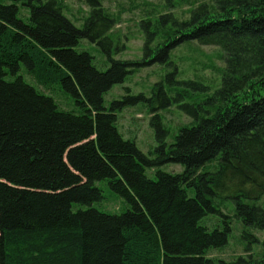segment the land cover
Here are the masks:
<instances>
[{
    "label": "trees",
    "instance_id": "1",
    "mask_svg": "<svg viewBox=\"0 0 264 264\" xmlns=\"http://www.w3.org/2000/svg\"><path fill=\"white\" fill-rule=\"evenodd\" d=\"M86 1L91 11L77 28L59 0H0V264H264V240L258 258L208 254L231 231L218 199L231 200L245 227H264V0H201L180 19L149 9L154 17L139 23L144 58L108 57L104 71L77 46L109 41L115 17L101 0ZM191 41L221 49V86L202 103L178 105L194 120L170 145L152 116L158 147L145 155L119 133L115 108L151 100L127 96L106 109L103 96ZM21 66L44 91L59 86L74 108L27 83ZM152 90L165 99L157 109L168 106L161 84ZM167 163L183 171H160ZM101 180L128 204L122 213L93 207ZM215 214L224 225L209 231L201 220Z\"/></svg>",
    "mask_w": 264,
    "mask_h": 264
},
{
    "label": "rangeland",
    "instance_id": "2",
    "mask_svg": "<svg viewBox=\"0 0 264 264\" xmlns=\"http://www.w3.org/2000/svg\"><path fill=\"white\" fill-rule=\"evenodd\" d=\"M64 5V14L77 28H82L84 18L89 15L91 8L86 0H59ZM201 0H101V7L107 9L114 17V26L109 30L110 39L104 41L101 46L91 44L82 39L77 50L86 51L92 56L93 65L101 71L109 66L108 57L115 60L140 61L144 58V31L139 23L147 17L149 9H154L155 18L160 13H173L176 19L189 18V9L200 4ZM151 5V6H149ZM161 7L164 10H161ZM167 10V11H166ZM24 11L21 8L20 13ZM152 11V10H151ZM150 11V12H151ZM21 17V16H20ZM84 19V20H83ZM156 56V52L150 53L145 60ZM224 61L219 47L200 45L195 41L183 42L171 49L167 60L147 64L132 74L126 76L122 83L115 84L103 96V105L110 109L113 102H122L127 96L142 94L145 99L138 100L134 104H123L116 107L118 119V131L126 140L133 141L137 148L145 155L155 156L158 147L156 129L150 125L152 116L159 114L161 123L167 130L165 143L170 145L174 141L181 127H190L193 117L183 113L178 108L180 104L202 103L214 96L221 86ZM24 80L44 94L50 96L56 105L62 110L74 108V102L70 95L59 86H54L51 93L44 91L35 82L24 74L21 66L19 71ZM186 85L184 83H189ZM161 84L162 92L170 97L169 104L164 109H157L164 97L153 96L156 94L152 88ZM205 108L206 106L203 105ZM151 108H155L151 110ZM160 171L177 174L183 171L179 164L167 163L159 168ZM149 178H154L152 169L146 170ZM94 185L102 191L103 198L93 203V207L109 214L122 213L128 207L125 200L114 193L105 180L96 181ZM264 208V197L258 202ZM219 209L230 218L231 231L228 234L227 244L218 249L209 250L208 254L216 259L227 262L240 256L251 254L258 258L262 253V241L264 240V227H245L240 220L233 217V205L229 199H218ZM201 224L208 230L216 226H223L224 219L215 214L208 215L201 220Z\"/></svg>",
    "mask_w": 264,
    "mask_h": 264
},
{
    "label": "bare ground",
    "instance_id": "3",
    "mask_svg": "<svg viewBox=\"0 0 264 264\" xmlns=\"http://www.w3.org/2000/svg\"><path fill=\"white\" fill-rule=\"evenodd\" d=\"M118 124V123H117ZM120 133V132H119ZM121 134V133H120ZM122 135V134H121Z\"/></svg>",
    "mask_w": 264,
    "mask_h": 264
}]
</instances>
